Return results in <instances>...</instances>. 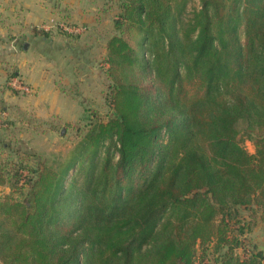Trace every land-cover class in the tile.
I'll return each mask as SVG.
<instances>
[{
    "label": "trees",
    "instance_id": "1",
    "mask_svg": "<svg viewBox=\"0 0 264 264\" xmlns=\"http://www.w3.org/2000/svg\"><path fill=\"white\" fill-rule=\"evenodd\" d=\"M188 1L119 0L113 112L69 163L0 161V264H264V0Z\"/></svg>",
    "mask_w": 264,
    "mask_h": 264
},
{
    "label": "rangeland",
    "instance_id": "2",
    "mask_svg": "<svg viewBox=\"0 0 264 264\" xmlns=\"http://www.w3.org/2000/svg\"><path fill=\"white\" fill-rule=\"evenodd\" d=\"M76 2H80L78 6L82 11L86 3L81 0L70 1L72 6ZM100 7L104 11L101 12ZM199 7V0H189L183 12L184 19L188 20L190 13ZM85 8V11L88 12L89 8ZM120 11L119 0H98L92 8L95 29L91 37L95 42L94 45L89 50L77 47L74 51L72 49L73 41L82 40L81 45L86 47L84 45L86 39L82 38L83 35L71 36V41H68L72 43L70 44L71 48L61 52V63L64 65L62 71L67 76L64 74L59 76L58 84L65 83L70 86L75 83L79 86L78 98L81 104H77L78 112L74 113L73 117L63 119L55 115H47V113H51L52 109L44 110L40 98L35 99L38 96L36 88L29 82L26 75L19 73L18 77L29 87L28 91L12 85L18 77H10L9 74H12L16 68L9 65L8 67L7 64L3 65L9 68V71L5 73L6 76L0 79V161L5 165L6 171L12 174L20 162L33 168L42 159L55 170L59 167L62 168L76 155L77 146L86 137L93 124L108 120L109 114H112L113 110L107 102V95L109 96L112 86V80L107 73L109 66L107 43L112 35L117 33L113 21ZM74 14L80 15V12L75 11ZM97 15H100V18L97 19ZM62 20H65L63 23L61 22L63 25L67 24V21L72 22L68 19ZM45 24L41 25V28L45 29ZM67 27L71 32L76 30L77 34H83L86 29L82 22H76L75 26ZM57 37L64 38V34L57 35ZM57 37L55 40L62 43ZM76 37H78L76 40L72 39ZM4 55L0 54V58ZM76 59L77 61H75ZM87 59L90 60V63H87ZM63 109L65 110V108ZM66 109L68 110L69 106H66ZM240 136L245 138V147L250 152H254L253 141L247 139L243 132ZM77 168L78 166L75 165L69 170L66 177L67 183L76 174ZM24 172L27 174L29 171L25 169ZM76 177L77 184L80 185L84 180V171ZM0 192L7 193L10 192V189L0 185ZM242 212V215L247 218L248 211ZM246 236L259 249L264 250V221L259 220L256 227Z\"/></svg>",
    "mask_w": 264,
    "mask_h": 264
},
{
    "label": "crops",
    "instance_id": "3",
    "mask_svg": "<svg viewBox=\"0 0 264 264\" xmlns=\"http://www.w3.org/2000/svg\"><path fill=\"white\" fill-rule=\"evenodd\" d=\"M70 1L75 0H0V54H5L0 58V79L9 71L4 64L16 68L18 73H24L36 88L38 96L35 99L40 98L44 110L52 109L47 115L63 119L73 117L81 104L78 98V84H58L59 76L64 74L61 52L71 48L72 43L68 42L71 37H57L61 35L58 31L47 37L35 30L41 29L44 23L45 29H53L57 21L62 19L73 23L82 22L87 28L82 34V38L86 39V47L81 45L83 41L80 40L81 42L73 41L72 49L76 51L77 47H82L89 50L95 43L91 37L95 29L92 8L98 0H81L87 4L85 7L89 8V13L85 11V7L81 11L78 6L80 2L72 6ZM75 11L80 12V15H75ZM100 11L104 9L100 7ZM98 17L100 18V15H97V19ZM55 37L62 43L55 40ZM87 63H90V60L87 59ZM66 106H69L68 110Z\"/></svg>",
    "mask_w": 264,
    "mask_h": 264
},
{
    "label": "built area",
    "instance_id": "4",
    "mask_svg": "<svg viewBox=\"0 0 264 264\" xmlns=\"http://www.w3.org/2000/svg\"><path fill=\"white\" fill-rule=\"evenodd\" d=\"M67 28L69 29V27H67ZM77 31H79V30H77ZM12 85L14 87H19V88H22V89L27 90V91L29 90V87L27 85H25L19 78H17V80H14Z\"/></svg>",
    "mask_w": 264,
    "mask_h": 264
}]
</instances>
